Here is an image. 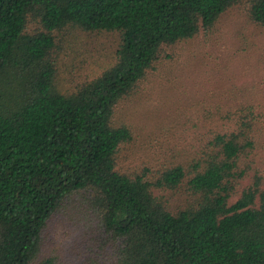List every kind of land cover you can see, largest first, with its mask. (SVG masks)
Listing matches in <instances>:
<instances>
[{
    "label": "trees",
    "instance_id": "obj_1",
    "mask_svg": "<svg viewBox=\"0 0 264 264\" xmlns=\"http://www.w3.org/2000/svg\"><path fill=\"white\" fill-rule=\"evenodd\" d=\"M235 10L264 28V0H0V264H264L256 101L200 112L171 165L118 169L133 140L118 107L166 49L209 40ZM81 34L117 35L118 48L64 88ZM89 212L84 250L74 241L73 259L50 256L56 214Z\"/></svg>",
    "mask_w": 264,
    "mask_h": 264
},
{
    "label": "rangeland",
    "instance_id": "obj_2",
    "mask_svg": "<svg viewBox=\"0 0 264 264\" xmlns=\"http://www.w3.org/2000/svg\"><path fill=\"white\" fill-rule=\"evenodd\" d=\"M81 36L76 51L82 58L66 47L72 57L64 58L67 67L61 70L60 81L64 88L98 74L118 48L117 35ZM208 39L202 34L166 49L135 93L118 107L116 121L133 134V140L119 155V171L156 170L173 164L176 154L195 137L193 124L205 109L250 100L264 108V28L251 23L245 11L235 10L222 18ZM90 214L74 215L66 221V214H56L49 232L57 245L51 248L53 236L46 239L50 256L57 251V255L73 259L72 252L67 253V244L74 241L79 242L78 250H84L88 238L81 232L94 222L89 220Z\"/></svg>",
    "mask_w": 264,
    "mask_h": 264
}]
</instances>
